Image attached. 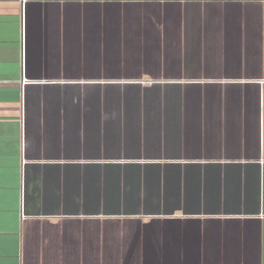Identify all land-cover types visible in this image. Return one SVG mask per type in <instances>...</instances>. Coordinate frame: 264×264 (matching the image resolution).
<instances>
[{
    "label": "crops",
    "instance_id": "0c3cea01",
    "mask_svg": "<svg viewBox=\"0 0 264 264\" xmlns=\"http://www.w3.org/2000/svg\"><path fill=\"white\" fill-rule=\"evenodd\" d=\"M0 264H264V0H0Z\"/></svg>",
    "mask_w": 264,
    "mask_h": 264
},
{
    "label": "rangeland",
    "instance_id": "374dc122",
    "mask_svg": "<svg viewBox=\"0 0 264 264\" xmlns=\"http://www.w3.org/2000/svg\"><path fill=\"white\" fill-rule=\"evenodd\" d=\"M162 53L163 54H161V55H156V54H152V53L146 54L147 61L155 63V62L161 60L159 63H162V62L167 63L169 53H166V52H162Z\"/></svg>",
    "mask_w": 264,
    "mask_h": 264
}]
</instances>
